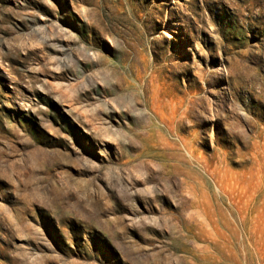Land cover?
Here are the masks:
<instances>
[{
  "label": "rangeland",
  "instance_id": "1",
  "mask_svg": "<svg viewBox=\"0 0 264 264\" xmlns=\"http://www.w3.org/2000/svg\"><path fill=\"white\" fill-rule=\"evenodd\" d=\"M0 264H264V0H0Z\"/></svg>",
  "mask_w": 264,
  "mask_h": 264
}]
</instances>
